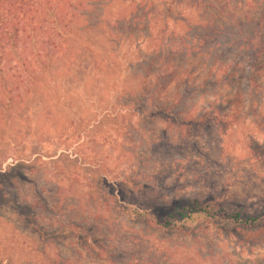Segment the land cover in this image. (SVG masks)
Wrapping results in <instances>:
<instances>
[{
	"label": "rangeland",
	"instance_id": "374dc122",
	"mask_svg": "<svg viewBox=\"0 0 264 264\" xmlns=\"http://www.w3.org/2000/svg\"><path fill=\"white\" fill-rule=\"evenodd\" d=\"M132 1L108 3L101 23H111L110 29L121 35L143 36L149 29L163 34L166 27L161 18L168 10L173 22L168 21L165 38L180 40L179 47L188 49L186 57L178 56L179 69L190 63L187 74L191 69L203 74L208 55L214 53L244 72L251 66L252 87L264 92V0ZM167 2L178 3L179 8H167ZM183 15L198 19L196 25L176 22ZM101 28L102 32L107 29ZM99 39L104 42L103 36L95 38ZM152 43L147 40L141 46L149 50ZM122 50L129 56L133 41L125 42ZM20 51L24 59L5 69L7 90L20 101L11 115L9 142H0V264H264V239L244 238L251 228L230 229L201 220L192 223L191 234L165 232L134 214L136 204L112 197V190L118 193L122 186L116 181L132 180L131 189L139 201L152 197L207 200L215 193L232 212L264 208L262 111L252 118L249 111L245 125H219L216 115L220 112L202 125L179 127L169 124L167 117L139 126L133 116L129 129L111 128L107 135L90 124L76 143L61 149L59 136L67 120L80 114L91 123L98 122L114 102L116 95L106 90L111 81L101 53L86 60L90 71L83 65V73L75 75L69 68L83 54L77 43L67 42L54 57L53 79L41 87L31 63L36 50ZM246 80L242 73L229 95L246 94ZM193 110L198 115V108ZM4 123L0 122V136L8 130ZM61 151L75 159L78 181L70 182L54 170L52 160ZM40 155L43 161L36 159ZM94 174L115 183L106 186V203L98 201L96 182L88 184ZM27 204L33 205L28 209L31 219L21 216ZM62 216H88L93 224L100 223L106 252L79 242L76 236L52 234Z\"/></svg>",
	"mask_w": 264,
	"mask_h": 264
},
{
	"label": "trees",
	"instance_id": "16d2710c",
	"mask_svg": "<svg viewBox=\"0 0 264 264\" xmlns=\"http://www.w3.org/2000/svg\"><path fill=\"white\" fill-rule=\"evenodd\" d=\"M113 1L116 0H0V122L4 121L5 126H8L7 132L0 136V142L6 140L9 142L11 115L15 104L20 101L7 90L6 67L16 59L20 62L24 59L21 49H34L36 52L33 53L31 62L34 71L37 72L34 79L41 87L46 86L47 82L53 79L51 67L56 52L63 51L67 42L77 43L78 50L83 54H78L74 65L69 68L75 75L83 73V65L90 71L91 65L87 64L86 60H91L97 51L101 53L105 74L109 77V82L111 81L106 90L111 91L116 97L98 122L91 123L80 114L67 120L59 136L61 144L58 147L61 149H68L76 143L83 131L87 133L90 124L92 127L100 128L104 135H107L111 128L129 129L133 116H137L135 122L139 126L153 123L156 118L167 117L169 124H176L179 127L190 123L202 125L207 117H212L216 112L221 113L216 115V119L217 123L223 126L245 125L249 111L251 118L261 115V111L264 114V92L258 91L257 86L252 87L251 66L244 72L236 64L232 65L212 53L208 55L209 62L203 65V74H197L195 69H191L187 74L186 68L190 63L186 64L184 69H179L178 56L186 57L188 49L179 47L180 40L165 38L166 31L171 25L168 21L173 22L172 15L167 16L168 10L165 17L161 18L163 26L166 27L163 34L159 31L154 33L149 29L143 36L131 33L121 35L110 29L111 23H101L104 6ZM122 1L130 3L132 0ZM174 3L167 2V8H179L178 3ZM175 19L187 27L190 24L193 26L198 20L196 18L192 20L185 15ZM128 24L133 25V18ZM145 25L147 27L149 23L146 22ZM103 26L107 29L102 32ZM98 35L103 36L104 42L100 39L95 40ZM129 39L133 41V50L127 56L122 48ZM147 40L153 42L149 50L141 46ZM23 64L26 65L25 62ZM242 73L247 79L244 82L246 94L229 95L230 88L238 83ZM116 76H119L118 81ZM46 90L49 91L47 88ZM193 108H198V115L192 114L195 113ZM206 110H212L213 113H207ZM260 118L264 124V116ZM57 149L55 148L53 152ZM36 159L43 161L41 155ZM52 163L54 170L60 171L70 182L79 180V174L75 170L77 163L68 153L61 151ZM136 174L139 175V171ZM98 178V174L92 175L88 184L96 182L95 191L99 194V202H107L106 198L109 197L107 185L121 184L118 193L112 190V197L120 198L124 204H136L138 209L133 211L134 214L165 232L174 229L176 232L191 234L192 223L203 220L230 229L248 227L251 230L245 232L244 238L251 241L264 239V208L253 209L245 214L232 212L215 193L207 200L187 197L171 198L167 201L165 198L160 200L152 197L139 201L136 199L135 190L131 189L132 180L113 183L111 179ZM102 187H105L106 191L102 190ZM115 203L118 207L122 206L116 200ZM32 207V204H27L26 212L24 214L21 212V216L31 219L33 213L28 212V209ZM129 216L128 212L126 217ZM59 221L58 226L52 230V234L57 238L76 236L79 242L84 241L86 245L106 252L101 246L104 233L100 223L93 224L92 218L89 219L88 216L80 218L62 216ZM108 251H111V248Z\"/></svg>",
	"mask_w": 264,
	"mask_h": 264
}]
</instances>
